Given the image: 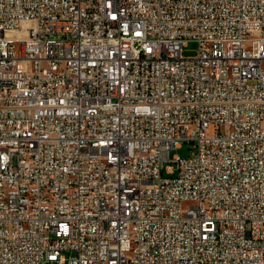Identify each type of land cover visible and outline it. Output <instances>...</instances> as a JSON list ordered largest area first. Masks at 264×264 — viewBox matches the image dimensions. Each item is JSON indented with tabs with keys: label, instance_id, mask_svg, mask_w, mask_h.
Listing matches in <instances>:
<instances>
[{
	"label": "built area",
	"instance_id": "2783aa9c",
	"mask_svg": "<svg viewBox=\"0 0 264 264\" xmlns=\"http://www.w3.org/2000/svg\"><path fill=\"white\" fill-rule=\"evenodd\" d=\"M0 264H264V0H0Z\"/></svg>",
	"mask_w": 264,
	"mask_h": 264
},
{
	"label": "rangeland",
	"instance_id": "374dc122",
	"mask_svg": "<svg viewBox=\"0 0 264 264\" xmlns=\"http://www.w3.org/2000/svg\"><path fill=\"white\" fill-rule=\"evenodd\" d=\"M198 49V44L194 40H189L186 42L185 47L182 49V56L185 58H192L196 55ZM252 84V82H250ZM191 155V145L189 143H182L179 148H175L169 151V159L173 157H179L181 159L187 158ZM186 206L183 205L184 209Z\"/></svg>",
	"mask_w": 264,
	"mask_h": 264
}]
</instances>
